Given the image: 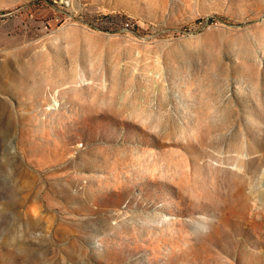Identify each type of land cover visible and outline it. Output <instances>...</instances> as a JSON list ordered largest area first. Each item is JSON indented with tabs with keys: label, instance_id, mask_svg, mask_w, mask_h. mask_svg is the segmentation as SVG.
I'll return each mask as SVG.
<instances>
[{
	"label": "rangeland",
	"instance_id": "rangeland-1",
	"mask_svg": "<svg viewBox=\"0 0 264 264\" xmlns=\"http://www.w3.org/2000/svg\"><path fill=\"white\" fill-rule=\"evenodd\" d=\"M0 264H264V0H0Z\"/></svg>",
	"mask_w": 264,
	"mask_h": 264
},
{
	"label": "built area",
	"instance_id": "built-area-1",
	"mask_svg": "<svg viewBox=\"0 0 264 264\" xmlns=\"http://www.w3.org/2000/svg\"><path fill=\"white\" fill-rule=\"evenodd\" d=\"M125 25H126L127 27H129V26H130V23H129V22H126Z\"/></svg>",
	"mask_w": 264,
	"mask_h": 264
}]
</instances>
